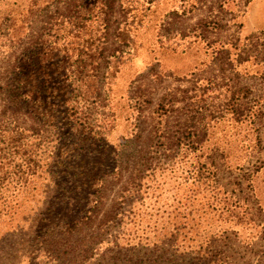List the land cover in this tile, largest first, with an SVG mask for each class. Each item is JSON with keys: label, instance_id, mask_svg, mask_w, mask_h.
Returning <instances> with one entry per match:
<instances>
[{"label": "trees", "instance_id": "trees-1", "mask_svg": "<svg viewBox=\"0 0 264 264\" xmlns=\"http://www.w3.org/2000/svg\"><path fill=\"white\" fill-rule=\"evenodd\" d=\"M156 1L2 3L9 7L0 10V230L7 229L4 233L16 232L11 220L18 218L24 207L41 201L38 185L40 188L46 183L47 187L57 188L62 184L56 175L60 177L62 172L63 178L70 175L72 181L67 182L74 188L87 186L89 190L100 182L89 174L77 178L81 174L74 172L82 168L83 160L77 166H71V160L82 153L87 155L96 146L94 139H104L105 132L112 129L113 122L108 115L112 109L109 95L112 79L134 53L140 34L147 31ZM252 3L253 0H172L165 14L155 21V40L166 51L180 53L179 48H195L205 56L191 72L192 96H186L179 87L163 88L150 111L153 136L151 145L145 148L160 147L166 162L184 158L197 147L198 151L206 150L203 143L226 115L232 128L245 124L251 128L259 118L260 109L255 104H246L250 93L237 83L240 73L247 74L245 65L253 59L244 52V42L254 34H264V27L249 33L244 31L243 19ZM241 66L243 69L239 71ZM202 68L208 77H197V72L204 71ZM164 76L153 68L145 75L155 85ZM166 77L170 74L166 73ZM135 83L136 78L128 84L125 104V121L131 124L132 140L137 139L140 131L136 122L131 123L133 113L138 115L152 101L149 82ZM209 92L216 94L208 96ZM179 104L181 107H177ZM98 106L105 108V120L93 130L90 114ZM174 113L178 115L170 123L169 117ZM165 120L166 127L162 125ZM252 130L251 150L256 152L260 149V140L256 127ZM51 136L53 150L43 154L42 150L46 151L49 144L41 138ZM195 137L196 141H191ZM107 146L104 143L99 148ZM43 161L46 162L40 164ZM223 161L230 170L228 160ZM232 163L235 170L242 165ZM170 166L166 164V169ZM201 168L205 178L215 172L212 161L201 164ZM258 169L253 172L257 173ZM126 171L114 175L128 193L139 185L136 176L140 170L138 165H132ZM127 193L120 196L118 204L129 202ZM89 203L92 207L81 209L78 220H85L97 206L94 199ZM49 210L45 208V212ZM33 215H42V212Z\"/></svg>", "mask_w": 264, "mask_h": 264}, {"label": "rangeland", "instance_id": "rangeland-1", "mask_svg": "<svg viewBox=\"0 0 264 264\" xmlns=\"http://www.w3.org/2000/svg\"><path fill=\"white\" fill-rule=\"evenodd\" d=\"M22 1L0 0V10L9 8L4 2L11 5ZM170 1L157 0L153 5L147 31L140 34L134 53L112 79V109L108 113L112 129L104 131V139H94L96 146L87 155L82 153L71 160V166L83 160L82 168L74 172L81 174L77 178L89 174L100 182L89 190L87 186L70 187V175L63 178L62 172L60 177L56 175L62 183L57 188L46 183L39 188L37 184L41 201L24 207L19 217L11 220L16 232L0 230V264H264V34H254L244 42V52L253 59L245 65L247 74L240 73L237 80L238 86L250 93L246 104L260 109L253 125L260 140L259 151L251 150L253 126L232 128L226 115L203 143L206 150L201 152L197 147L184 158L166 162L160 147L145 148L153 136L150 111L163 88L179 87L186 96H192L191 72L205 60L195 48H179L182 52L173 53L156 42L153 26L168 10ZM252 4L245 16L246 26L263 20L264 0H253ZM151 68L165 74L160 84L145 77ZM205 70L197 72V77H208ZM134 78L137 83L149 82L152 101L138 115L133 113L131 123L136 122L140 131L132 140L125 104L128 84ZM212 94L216 93L207 95ZM95 110L89 121L93 130L105 120V108ZM177 115L172 114L168 121L172 123ZM162 125L166 127V120ZM41 140L50 147L41 149L42 153L51 152L54 137ZM104 143L108 146L99 148ZM223 160H228L230 170ZM209 161L214 163L215 172L205 178L200 165ZM232 162L242 163L240 169L235 170ZM166 164L171 165L169 169ZM132 165L140 170L136 176L139 185L127 193L114 174L127 172ZM257 167L259 171L254 173ZM124 193L129 202L118 204ZM91 199L97 206L85 220H78L81 209L92 207ZM35 212L42 215L34 216Z\"/></svg>", "mask_w": 264, "mask_h": 264}, {"label": "crops", "instance_id": "crops-1", "mask_svg": "<svg viewBox=\"0 0 264 264\" xmlns=\"http://www.w3.org/2000/svg\"><path fill=\"white\" fill-rule=\"evenodd\" d=\"M247 12H248V10H247ZM246 15H247V13H246ZM261 16L263 17L262 22L254 21L253 24H249L248 26H246V23H245L246 17H244V19H243V22H244V27H243L244 28V31L246 33H249V32L256 31V30L261 29L262 27H264V14L262 13Z\"/></svg>", "mask_w": 264, "mask_h": 264}]
</instances>
